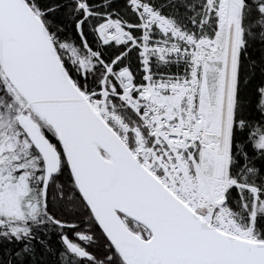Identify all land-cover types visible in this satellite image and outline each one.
Listing matches in <instances>:
<instances>
[{
  "label": "snow or ice",
  "instance_id": "snow-or-ice-1",
  "mask_svg": "<svg viewBox=\"0 0 264 264\" xmlns=\"http://www.w3.org/2000/svg\"><path fill=\"white\" fill-rule=\"evenodd\" d=\"M0 264H264V0H0Z\"/></svg>",
  "mask_w": 264,
  "mask_h": 264
}]
</instances>
